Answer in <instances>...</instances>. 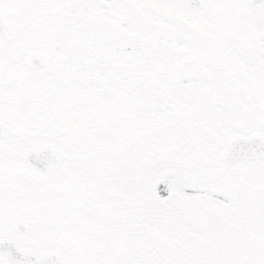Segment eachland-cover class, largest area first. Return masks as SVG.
<instances>
[{"label": "snow or ice", "instance_id": "snow-or-ice-1", "mask_svg": "<svg viewBox=\"0 0 264 264\" xmlns=\"http://www.w3.org/2000/svg\"><path fill=\"white\" fill-rule=\"evenodd\" d=\"M0 264H264V0H0Z\"/></svg>", "mask_w": 264, "mask_h": 264}]
</instances>
